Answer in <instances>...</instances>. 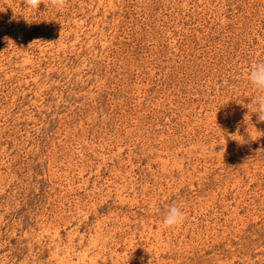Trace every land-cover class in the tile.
I'll list each match as a JSON object with an SVG mask.
<instances>
[{
    "label": "rangeland",
    "instance_id": "374dc122",
    "mask_svg": "<svg viewBox=\"0 0 264 264\" xmlns=\"http://www.w3.org/2000/svg\"><path fill=\"white\" fill-rule=\"evenodd\" d=\"M257 62L264 0H0V264H264Z\"/></svg>",
    "mask_w": 264,
    "mask_h": 264
},
{
    "label": "clouds",
    "instance_id": "9594fccd",
    "mask_svg": "<svg viewBox=\"0 0 264 264\" xmlns=\"http://www.w3.org/2000/svg\"><path fill=\"white\" fill-rule=\"evenodd\" d=\"M50 2L51 5L56 8H63L65 6V0H50ZM40 4L41 0H24V6L26 8L38 9ZM5 39L7 40L8 38ZM247 79L251 85L262 94L255 104L252 102L250 105H252L253 114L257 115L258 121L264 122V62H257L250 65ZM157 211H159V209H157ZM184 218L185 214L182 210V206L173 203L164 211L162 224L165 227L173 228L180 225L184 221Z\"/></svg>",
    "mask_w": 264,
    "mask_h": 264
}]
</instances>
